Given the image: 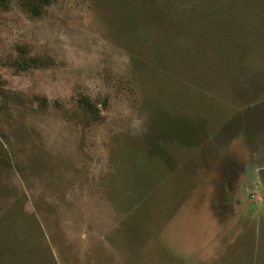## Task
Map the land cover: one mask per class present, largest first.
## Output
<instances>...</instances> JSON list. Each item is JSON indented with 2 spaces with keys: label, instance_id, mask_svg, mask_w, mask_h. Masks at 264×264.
Listing matches in <instances>:
<instances>
[{
  "label": "rangeland",
  "instance_id": "1",
  "mask_svg": "<svg viewBox=\"0 0 264 264\" xmlns=\"http://www.w3.org/2000/svg\"><path fill=\"white\" fill-rule=\"evenodd\" d=\"M0 264H264V0L1 1Z\"/></svg>",
  "mask_w": 264,
  "mask_h": 264
},
{
  "label": "trees",
  "instance_id": "2",
  "mask_svg": "<svg viewBox=\"0 0 264 264\" xmlns=\"http://www.w3.org/2000/svg\"><path fill=\"white\" fill-rule=\"evenodd\" d=\"M3 1V0H0V2Z\"/></svg>",
  "mask_w": 264,
  "mask_h": 264
}]
</instances>
